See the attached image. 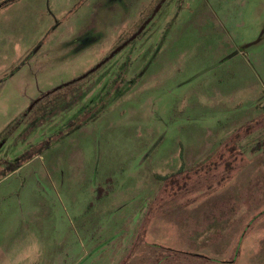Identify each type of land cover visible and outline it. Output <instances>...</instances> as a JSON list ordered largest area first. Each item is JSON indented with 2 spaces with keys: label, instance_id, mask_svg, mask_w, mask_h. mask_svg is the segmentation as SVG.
<instances>
[{
  "label": "rangeland",
  "instance_id": "374dc122",
  "mask_svg": "<svg viewBox=\"0 0 264 264\" xmlns=\"http://www.w3.org/2000/svg\"><path fill=\"white\" fill-rule=\"evenodd\" d=\"M159 1L0 0V264H264V204L218 209L264 202V0H166L74 81Z\"/></svg>",
  "mask_w": 264,
  "mask_h": 264
},
{
  "label": "crops",
  "instance_id": "0c3cea01",
  "mask_svg": "<svg viewBox=\"0 0 264 264\" xmlns=\"http://www.w3.org/2000/svg\"><path fill=\"white\" fill-rule=\"evenodd\" d=\"M234 171H235V169L232 170L228 176L225 175V178L223 180H221V178H220L219 179V182H218L219 185L221 183L227 181L228 179H230L232 177ZM226 204L229 206V208H228V214H229V216H228V219H226V220L230 222L231 221V217L237 216L238 213L239 214L247 213V212H249V209L251 208V206H253V205H257V206L261 205L262 206L264 204V202L262 200L261 201L257 200L255 202L254 200H249V198H247L246 200H244L242 203L239 204L236 201H231V199H224V200L221 199V200H219V203H218L219 212H221L222 210H224L223 206H225ZM260 212L263 214L262 211H260ZM216 213H217V211H216ZM221 214H224V211H222ZM214 216H215V214H214ZM221 219H222V216L221 215L218 216V219L215 216V222L214 223H215V226L218 228V230L216 231V233H221L222 223H224V222H222ZM250 230H252V229H250ZM263 231H264V224H262V226L260 227V230L258 232H254V234L255 233L256 234L257 233L264 234ZM248 234H251L252 236L254 235L252 231L248 232ZM239 259H241L240 258V255L238 256V258L235 261L237 262V261H239ZM236 262H234V263H236Z\"/></svg>",
  "mask_w": 264,
  "mask_h": 264
},
{
  "label": "water",
  "instance_id": "95a60500",
  "mask_svg": "<svg viewBox=\"0 0 264 264\" xmlns=\"http://www.w3.org/2000/svg\"><path fill=\"white\" fill-rule=\"evenodd\" d=\"M166 0H162L157 7L155 8V10L153 11V13L145 20V22L141 25V27L137 30V32H135L131 37H129L126 41H124L119 47H117L106 59H104L99 65H97L96 67H94L89 73L83 75L81 78L79 79H75L74 81H78L84 77H86L87 75H89L90 73L96 71L97 69H99L100 67H102V65H104L107 61H109L110 59H112L117 53H119L125 46L128 45V43L133 40L134 38H136L144 29L145 27L150 23V21L156 16L157 12L159 11L161 5L165 2ZM261 38H258L257 40H255L254 42L248 44L247 46H250L252 44L257 43L258 41H260ZM74 81H71L69 83H67L66 85H69L71 83H74ZM61 88V87H58ZM34 104V102H33ZM30 107L27 112L24 114V116L20 119V121L14 126V128H16L20 123H22V121L24 120V118L27 116V114L31 111ZM14 128L11 130L10 134L13 132ZM8 136V135H7ZM6 139H4L1 144L0 147H2L5 143Z\"/></svg>",
  "mask_w": 264,
  "mask_h": 264
},
{
  "label": "trees",
  "instance_id": "16d2710c",
  "mask_svg": "<svg viewBox=\"0 0 264 264\" xmlns=\"http://www.w3.org/2000/svg\"><path fill=\"white\" fill-rule=\"evenodd\" d=\"M97 113V112H96ZM28 115V114H27ZM254 122V121H253ZM257 123H259V121L257 122ZM73 125V122H71L70 123V125ZM254 123H249L248 125H247V127L244 129V132H246V135H249L250 133H251V129L254 127V125H253ZM240 135H241V133H238L237 134V137H240ZM232 146V145H231ZM230 146V147H231ZM227 149H229V148H227ZM236 148L234 147V145L228 150V151H230V153H235L236 152V150H235ZM251 151H253V152H256V151H264V140L263 141H258L253 147H252V149H251ZM26 156V154H23L21 157H19L18 159H17V163L16 164H11L9 167H8V170H11V171H15L17 168H19V165H20V160H22V158H24ZM222 156H224V155H222ZM225 167H226V171H227V173L225 174L226 176H228L229 174H230V172L232 171V170H234L235 169V167H234V164L233 163H231V161H228V162H226L225 163ZM210 168V167H209ZM212 169V168H211ZM211 169H209V170H211ZM225 175H224V177L222 176L221 177V180H223L224 178H225ZM186 184V185H185ZM184 184V186L182 185V187H180V189H183V188H185L186 186H187V183H185Z\"/></svg>",
  "mask_w": 264,
  "mask_h": 264
},
{
  "label": "clouds",
  "instance_id": "9594fccd",
  "mask_svg": "<svg viewBox=\"0 0 264 264\" xmlns=\"http://www.w3.org/2000/svg\"><path fill=\"white\" fill-rule=\"evenodd\" d=\"M43 255V249L41 246H35V255H32L26 259V264H39L40 257ZM8 264H24L22 261L9 260Z\"/></svg>",
  "mask_w": 264,
  "mask_h": 264
},
{
  "label": "flooded vegetation",
  "instance_id": "af4514ba",
  "mask_svg": "<svg viewBox=\"0 0 264 264\" xmlns=\"http://www.w3.org/2000/svg\"><path fill=\"white\" fill-rule=\"evenodd\" d=\"M161 1H162V0H160L159 3H160ZM165 2H166V1H165ZM165 2H164V3H165ZM159 3H158V4H159ZM164 3H163V4H164ZM163 4L161 5V7L163 6ZM161 7H160L159 11L161 10ZM159 11H158V12H159ZM158 12H157V13H158ZM152 13H153V12H152ZM151 21H152V20H151ZM151 21H150V22H151ZM146 28H147V26L145 27L144 30H146ZM137 30H138V29H137ZM144 30H143V31H144ZM143 31H142V32H143ZM136 32H137V31H136ZM142 32H141L140 34H142ZM140 34H139L137 37H139ZM131 36H132V35H131ZM131 36H130V37H131ZM137 37H136V38H137ZM136 38H134L133 40H131V41L128 43V45H129L130 43H132ZM126 40H127V39H126ZM126 40H125V41H126ZM128 45H127V46H128ZM127 46H125V47H127ZM125 47H124V48H125ZM124 48H123V49H124ZM121 51H122V50H121ZM117 54H118V53H117ZM117 54H116V55H117ZM116 55H115V56H116ZM115 56H114V57H115ZM106 63H107V62H106ZM13 131H14V130H13ZM0 148H1V147H0Z\"/></svg>",
  "mask_w": 264,
  "mask_h": 264
}]
</instances>
